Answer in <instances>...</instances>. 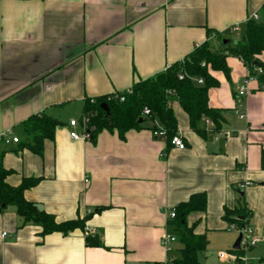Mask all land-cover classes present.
Listing matches in <instances>:
<instances>
[{
    "label": "crops",
    "instance_id": "crops-1",
    "mask_svg": "<svg viewBox=\"0 0 264 264\" xmlns=\"http://www.w3.org/2000/svg\"><path fill=\"white\" fill-rule=\"evenodd\" d=\"M252 14L264 22V0H0V135L11 130L18 138L0 142L2 165L11 170L6 182L39 177L24 197L57 222H84L41 236L39 225H20L8 206L0 212V264L160 263L167 257L160 238L173 231L168 210L196 192L206 194V210L190 212L186 222L206 237L199 264H264L254 253L264 247V81L239 96L248 72L242 60L228 55V73L212 72L218 84L208 104L221 110L218 130L202 121L205 136L196 133L170 99L183 149L146 127L125 139L102 129L72 140L68 124L83 114L86 98L126 90L205 41L216 48L223 39L236 42ZM235 24L238 32L230 29ZM258 58L264 63V52ZM33 114L59 121L41 155L20 144L21 124ZM244 182L250 185L238 190ZM236 206L248 210L244 224L258 240L240 253L244 261L217 255L234 250L238 234L223 213ZM86 234L101 245L86 244ZM173 247L178 257V239Z\"/></svg>",
    "mask_w": 264,
    "mask_h": 264
},
{
    "label": "trees",
    "instance_id": "trees-1",
    "mask_svg": "<svg viewBox=\"0 0 264 264\" xmlns=\"http://www.w3.org/2000/svg\"><path fill=\"white\" fill-rule=\"evenodd\" d=\"M215 34L216 37L220 36L218 33ZM262 52H264V22L250 18L245 22L242 35L236 42L228 44L221 41L216 48L205 41L196 46L189 55L165 70L135 81L127 91H115L95 98H86L82 115L94 127L92 138L97 132L106 129L115 130L120 139H125L128 130L146 127L151 132L163 129L170 143L171 136L177 131V120L169 104L170 99L173 98L187 115L190 128L205 136V129L200 126L203 118L211 121L213 130L219 129L222 120L221 110L208 104V90L218 84L212 72L221 71L227 74L226 57L232 55L242 60L250 70L253 66L261 67L263 72L258 81L263 83L264 63L258 58ZM199 78L202 79V83L197 82ZM120 93L124 96L123 101L118 100ZM101 103L106 104L107 111L100 107ZM145 107L149 110L147 115L142 113ZM58 124V120L47 114L30 115L21 124V134L25 140L20 144L41 155L43 140L53 139ZM0 142H3L1 137ZM3 153L0 152V212L8 206H14L21 220L20 225L27 223L39 225L41 236L54 231L67 234L76 228H84L82 219L57 222L52 214L24 197V191L34 186L39 177H24L16 186L8 184L6 176L11 170L2 165ZM260 165L264 169V148L261 149ZM175 210L172 233L177 236L180 247L178 257L174 259L173 264H199L198 255L205 248L206 237L204 234L194 233L195 223L188 225L186 216L190 212H205L206 194L204 192L191 194L187 200L178 203ZM248 215L249 212L245 207L236 206L233 209H224L223 218L230 224L242 227ZM85 242L90 246L101 245L100 240L89 234L85 235Z\"/></svg>",
    "mask_w": 264,
    "mask_h": 264
},
{
    "label": "built area",
    "instance_id": "built-area-1",
    "mask_svg": "<svg viewBox=\"0 0 264 264\" xmlns=\"http://www.w3.org/2000/svg\"><path fill=\"white\" fill-rule=\"evenodd\" d=\"M249 18L256 19L257 15L252 14ZM230 29L233 32H238L239 25L237 24L232 25ZM262 72L263 70L259 66H253L251 70L248 69L246 76L243 78V80L241 81V84L238 87L237 94L239 96L245 95L248 92V85L252 81L258 80ZM197 82L202 83V79L201 78L197 79ZM127 90H129V88L126 89V91ZM118 100L119 101L124 100V96L121 93L118 95ZM142 113L144 115H147L149 113V110L145 107L143 108ZM243 116L244 115L242 113L239 114L240 118ZM202 121L206 125L211 124V121L208 118H203ZM68 124L71 127L69 131L70 139L90 140L92 138V131H94V127L89 124L88 119L84 115H81L79 118L70 119ZM77 127H79V130H76ZM217 133L222 134L223 132L218 131ZM152 134L154 136H164V137L166 136L165 131L163 129L153 131ZM0 137L3 139V143L5 145L18 142V138L15 135H13L11 130L3 132L0 135ZM170 144L178 149H183L185 147L184 141L182 140V137L178 131H176V133L171 136ZM248 185H250L249 182H244L242 184H239L237 186V189L242 190ZM90 212L91 210H87L86 214H89ZM167 215H168V218L174 219L176 216L175 208H171L170 210H168ZM231 228L236 229L238 231V234L241 233L239 244H238L239 248L231 250V251H227V252L218 253V257L222 259H231L233 261H244L246 259L245 256L238 253L236 250L242 251L243 253V251H245L247 248L255 246L258 240L253 235V231L251 227H249L248 225H243L242 227H238L235 224H231ZM3 235H5V233H3ZM176 240H177V236L174 235L173 233H165L164 235H162V237L160 238V244L167 252V257L164 261L160 262L159 264H173L174 259L176 258L173 255V252H174L173 244L176 242Z\"/></svg>",
    "mask_w": 264,
    "mask_h": 264
},
{
    "label": "water",
    "instance_id": "water-1",
    "mask_svg": "<svg viewBox=\"0 0 264 264\" xmlns=\"http://www.w3.org/2000/svg\"><path fill=\"white\" fill-rule=\"evenodd\" d=\"M229 42H232V40H230V39H223L222 40V43H229ZM100 107L103 110H105V111H107V109H108L105 103H101ZM140 121H141V119H139V122ZM240 236H241V233L238 234V236H237V238H236V240H235V242L233 244V248L234 249H238L239 248V245L238 244H239Z\"/></svg>",
    "mask_w": 264,
    "mask_h": 264
},
{
    "label": "rangeland",
    "instance_id": "rangeland-1",
    "mask_svg": "<svg viewBox=\"0 0 264 264\" xmlns=\"http://www.w3.org/2000/svg\"><path fill=\"white\" fill-rule=\"evenodd\" d=\"M20 135H22V134H20ZM230 231H232V233H234L235 235L238 234V231H237L236 229H231ZM249 249H250V248H247V249L245 250V252L249 253V251H250ZM175 252H176V251H175ZM221 252H227V251H218V252H217V255H218V253H221ZM201 253H202V252H201ZM254 253H260L262 256H264V247L259 248V246H257L256 251H255ZM175 254H178V253H175Z\"/></svg>",
    "mask_w": 264,
    "mask_h": 264
}]
</instances>
